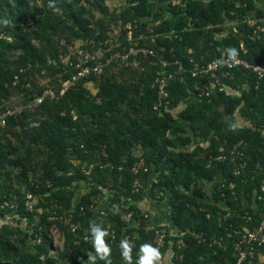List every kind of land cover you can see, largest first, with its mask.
Returning <instances> with one entry per match:
<instances>
[{
	"label": "trees",
	"instance_id": "trees-1",
	"mask_svg": "<svg viewBox=\"0 0 264 264\" xmlns=\"http://www.w3.org/2000/svg\"><path fill=\"white\" fill-rule=\"evenodd\" d=\"M45 2L48 5L57 2L61 8L67 7L68 16L55 13L54 8L45 11L40 7H31L27 0H0V32L7 31L10 22L18 34L14 43L0 39V74L3 78L0 93L4 97L28 83L35 65L40 69H53L55 65L56 72L64 73L59 52L60 49L65 52V47L58 41L52 47L42 48L37 54L31 47L33 31L21 28V23L29 18L40 16L38 22L45 34L58 30L62 23L72 19L74 25L85 33L86 42L94 38L103 42L107 39L102 22L93 26L89 21L91 16L85 18L91 5L88 0H81L83 4L79 3L80 0ZM126 3L120 17L125 26L131 24L133 37L140 36L147 23L154 25L152 30L144 32H147L146 41L141 42L139 47L147 45L150 49L154 48L156 56L149 58L156 65H150L143 71L136 70L141 73L136 83L118 82L115 75L106 70L99 79L93 77L99 89L92 98L86 96L87 88L83 81L58 99L46 100L36 107L43 114L49 113L48 119H30L28 110H22L15 116L19 118L17 125L20 130L29 131L32 137L38 136L46 147L53 150V165L45 164L46 167H56V170L50 169L45 174L50 186L41 189L38 184L27 185L28 193L33 195L41 196L47 192L44 200L52 203L55 209L43 214H39L37 209L29 212L24 204L28 193L23 194L12 186H0V206L14 192L17 198L11 201L14 215L26 219L28 226L34 228V240L37 235L42 239L31 247L33 251L30 254L22 253L20 248L8 243L7 227H1L0 254L5 257L11 255V261L2 263L0 258V264H86L89 254H94L88 231L91 220L102 224L110 233L107 242L112 248V264H125L119 244L125 236L132 241L135 230L124 218L126 212L121 198L133 202L145 199V191L134 192L133 183L139 178L143 184L152 177L155 179L149 182L147 197L161 202L164 196H169L167 221L180 231V237H166L160 249L165 253L172 243V264H261L259 257L264 253V246L253 259L238 263L234 256V242L239 238L236 231L244 226L253 228L259 222L257 210H264V202L257 199L264 178V134L258 130L264 124V80L256 87L257 77L243 67H236L231 70L235 79L224 78L223 82L240 92L239 96L218 91L207 99L196 101L190 98V94L195 84L203 83L205 79L185 72L183 79L173 80L169 86L171 109L182 102L190 103L177 118L171 112L160 115L153 110L156 98L153 83L162 69L160 61L168 63L167 69L171 71L178 67V63L191 68L193 63L206 64L220 58L222 51L230 47L237 49L238 58L250 64H264V38L252 40L249 36L253 27L245 23L247 18H254L264 24V12L256 7L255 0H185L181 4H174V0H126ZM101 4L98 0L97 5L102 7ZM226 23H229L228 27ZM151 38H154V43L150 42ZM4 45L21 51L13 69L9 68ZM122 45L129 49V43ZM124 47L121 46V49ZM48 61L52 62L49 66ZM15 76L19 79L17 87L13 86ZM67 77L63 74L61 78L64 80ZM140 84L143 86L141 92ZM40 94L41 90H38L35 96L29 98L32 101ZM95 98H100V103L95 102ZM221 106L222 112L219 111ZM236 112L244 116L251 126L230 131L229 124L236 121ZM15 117H11L9 123L15 121ZM4 132L13 139L21 138L19 131L11 126L6 127ZM193 137L209 143L210 152L205 158L198 155L199 151H206L201 147L192 152L177 151V148L189 145ZM4 138L7 143H0V172L9 166L20 169L17 176L27 182L29 173L34 170L32 162L26 155H14L17 148L10 139ZM240 140L247 143V167L242 175H234V165L227 161L214 162L207 167L209 155L219 154L221 148L228 152ZM135 145L146 149L143 163L147 171L140 170L137 174L133 172L139 160L132 152ZM95 162L92 177L88 180L79 167ZM71 170L74 173L69 175ZM77 175L89 185L90 190L72 203L73 194L68 187ZM204 183L211 185L210 192H205ZM231 183L235 184L233 189L230 188ZM104 188L115 191L110 197L115 205L101 213L93 199L102 196ZM160 194L163 195L157 199ZM9 206L4 207L2 212L9 211ZM132 207L139 213L135 205ZM62 208L69 212L73 227L65 226L59 220L57 212ZM246 212L253 219L250 223L244 218ZM35 215L39 218L37 223ZM53 217L55 219L50 220ZM133 218L140 221L144 217L133 215ZM54 224L63 231L65 239L64 249L57 258L49 256L48 235ZM154 236V230L145 233L140 229L138 237L132 241L133 264L138 259L142 244L156 247ZM95 264H104V261L97 258Z\"/></svg>",
	"mask_w": 264,
	"mask_h": 264
},
{
	"label": "rangeland",
	"instance_id": "rangeland-1",
	"mask_svg": "<svg viewBox=\"0 0 264 264\" xmlns=\"http://www.w3.org/2000/svg\"><path fill=\"white\" fill-rule=\"evenodd\" d=\"M29 2V5L31 7H40L44 9L45 11H48L50 9L54 8L55 13H58L59 15L63 14L64 16H68L67 13V7L61 8L59 6V3L54 2L52 5L53 7H50L45 0H27ZM73 0H66L67 3L72 2ZM83 1V0H82ZM98 0H88L89 3H91L89 12L87 15H85V18L90 17L89 19L90 24L93 26H98L101 25L99 23H103L105 31H107V39L110 40V43L113 42L115 44V40H118L120 43L127 42L129 43L128 47L136 49V47L140 46L141 42L146 41V33L145 31H150L152 30V27L154 26L153 23H147L145 29L141 30V35L138 37H133L132 39H129L128 37V31L126 30L125 24H123V19L120 17L124 13V8L126 7V0H101V6L97 5ZM185 0H174V4H181ZM87 2V3H88ZM80 4L84 2H79ZM256 7H261L264 5V0H255ZM89 4H87V7ZM40 16H36V18H29L25 22L21 23V28H23L24 31H33L32 35L30 36L31 39V47L33 50L37 53L40 54L42 51V48L44 47H52L60 39L63 37H66L70 44L73 43H78V44H86V46L91 49V51H97L99 52L100 49L102 48L103 50L107 49L104 47H109L105 46L103 43V40H98L96 38L92 40H88V42L85 41V33L80 30L78 25H74L73 20H67L65 23H62L60 25V28L56 31L50 30L48 31L47 34L43 33V27L42 25L38 22ZM230 21L229 19H227ZM227 27L229 26V23ZM8 29L5 32H0V39L5 40L9 43H14L16 38L18 37L17 35V30H14V25L12 23H8ZM35 31V32H34ZM34 34V35H33ZM134 34V31L132 32V35ZM118 36V37H117ZM84 39V40H83ZM151 43H153L152 38L150 39ZM75 43V44H76ZM74 44V45H75ZM147 44V42H145ZM85 45V44H84ZM122 47H124L122 45ZM144 49H149L150 47L142 46ZM5 48V54L8 58V63H9V68L13 69L16 63V58L18 55H20L21 51L20 50H14L10 49L7 46L4 45ZM126 48V47H125ZM121 49V47H120ZM154 49V48H153ZM63 50L60 49L59 54L63 55ZM50 60V59H48ZM130 64L128 67L129 69H124L121 64V62H118L116 66H111L109 69L110 74L115 75V78L117 79L118 82L122 81H129L132 83H136L140 79V74L136 70L143 71V69H147L150 65L154 66L156 65V62L146 56V54L142 53L139 56H134L130 60ZM40 64V63H37ZM52 64L50 61H48V66ZM40 66L35 65L34 69H31V72L29 74V81L26 85L21 86L20 89H13L6 97L0 93V109L4 111H9L13 115L9 117H15L21 113L22 110H28V113L31 114L30 119H38V120H45L48 119L50 116L49 113H41L40 109H36V105H34V101L30 100V96L34 95L37 93L38 90H42L43 88L49 86L52 89H58L60 81H61V74L56 72L55 65L53 69H50L49 67H43L40 69ZM135 69V70H131ZM144 70V71H145ZM1 73V72H0ZM0 81H3V78L1 77L0 74ZM19 79L13 81V86L18 85ZM140 92L143 89L142 84H140ZM99 89V85L97 84H90L87 87V93L86 96H90V98L94 97L97 94V91ZM31 91V92H30ZM234 91V90H233ZM26 92H30L29 94H26ZM235 92V91H234ZM240 93H231L229 95L232 96H239ZM100 98H95V102L100 103ZM189 101L182 102L179 104V106L175 109H172L171 113L172 116L177 118L180 114L181 111H183L187 106H188ZM36 109V110H35ZM219 111H223V107L221 106L219 108ZM72 113L75 115V111H72ZM16 118V117H15ZM235 118L236 121H239L241 127H245L246 125H250L248 120L244 117L241 116L240 113L236 112L235 113ZM6 127L15 128L16 130L19 131L21 134V138L19 140L13 139L9 134H5V129L0 133V143L6 144L7 141L5 140L4 137H7L12 141V144L17 148V152L14 153L16 154H21V155H26L30 161L32 162L34 170L29 173L27 182H23V178L18 177L17 175L20 173V169H14L12 167H8L6 170H2L0 172V186L5 187V186H12L13 189H18L21 190L23 194L28 193L29 191V186L27 185L28 183L32 184H38L41 189H46V186H50V182H47L48 179L45 178V174L48 172V170L53 169L56 170V167L54 166H48L46 167L45 164H51L53 165L54 163V158L52 157L53 155V150L46 147L41 138L38 136L32 137L31 133L29 131L25 130H20V127L17 125L19 122V118L17 117L15 121H10ZM228 123H229V119ZM15 124V125H14ZM197 147H201L202 149L206 150L204 152L199 151L198 155L201 157L205 158L208 153L210 152L209 149V143L207 141H203L199 138H192V141L189 145L187 146H182L177 148V151H185V152H192L195 150ZM146 149L141 147L140 145H135L132 149L134 157H136L138 162L136 165H138L140 162L144 161L143 155L145 153ZM56 157V155H55ZM69 158V156H68ZM58 173V172H57ZM79 176V177H78ZM155 178L152 177L149 182H152ZM49 181V180H48ZM87 182V181H86ZM143 181L142 189L145 191L146 195L148 196L149 194V186L150 183ZM203 188L205 192H210L211 190V185L208 183L203 184ZM89 185L85 183L83 179H80V175L76 176L75 181L68 187V191L72 192L73 197H72V203L74 201L80 199L82 196H84L86 193L89 192ZM104 194L98 195L94 197L93 201L95 202L96 205H98L97 210L98 212L105 213L106 210L114 206L115 203L110 200V197L112 196V193L115 191H108L107 188L103 189ZM48 195L47 192L45 194H41V196H37L36 199L32 202L33 207L37 209L39 214L43 213H49L52 212L54 205L50 202H47L44 200V197ZM163 194L158 195L160 198ZM146 196L145 199L133 202L130 200H126L124 197L121 198V203L123 204V207L125 208V220L128 222L129 226L132 227L135 230V239L138 237V233L140 232V229L144 231L145 233L148 231H153L155 232L154 236V243L157 241L156 237V231L164 230L166 231V237H180V231H178L177 228L171 226L170 223H168L166 217L168 215V208H169V196H164L163 201L158 202L156 200H152L151 198H148ZM7 200L4 202L3 205L0 206V229L1 227L5 226L6 228V233L8 234V243L13 246H17L20 248L22 253H28L30 254L33 249L31 247L35 244L38 243L36 239L32 237L33 234V229L32 226H28V221L25 219H20L14 215V207L11 206V201H15L17 198L14 195V192L9 195V197L6 198ZM43 203V205H42ZM11 207H10V206ZM45 205V206H44ZM135 205L140 211L134 210L132 207ZM10 207L9 211L2 212L5 210V208ZM5 207V208H4ZM4 209V210H3ZM57 215H59V220L63 221V225L65 226H73V223H71L72 219L69 216V212H67L65 209H61L60 212H57ZM133 215L137 216H143V220H136L133 218ZM54 220L55 218H50V220ZM37 223V222H36ZM61 225V224H60ZM25 234L27 236L25 237ZM179 235V236H178ZM132 239L134 242L135 239ZM42 241V239H41ZM64 234L63 231L59 229V226L57 224H54L51 229L49 230V235H48V242H49V256L53 258H57L59 252L63 251L64 249ZM40 243V242H39ZM151 243V241H149ZM140 250V249H139ZM163 259H164V264H172V256H173V251H172V243L169 244L168 250L163 253ZM140 254V251H139ZM0 258L3 259L2 263H6L7 261H11V255L5 257L1 256ZM259 262L261 264H264V254L263 256L259 257ZM57 264H66L63 262H59Z\"/></svg>",
	"mask_w": 264,
	"mask_h": 264
},
{
	"label": "built area",
	"instance_id": "built-area-1",
	"mask_svg": "<svg viewBox=\"0 0 264 264\" xmlns=\"http://www.w3.org/2000/svg\"><path fill=\"white\" fill-rule=\"evenodd\" d=\"M263 21L257 20L254 18H247L245 23L253 27L250 38L252 40L264 38V24ZM128 29V37L132 39V30L131 24L126 25ZM118 37V36H117ZM154 43V38L152 39ZM69 41L65 38L60 39L61 46L65 47V52L63 55H60V60L64 65V73L68 77L60 81L58 89H52L47 86L41 90V94L34 98V105L39 106L46 100H56L62 95H64L70 89L78 87L83 81L84 86L87 88L88 85L94 84L93 77L98 79L105 73L106 70H109L111 66H116L118 62H121L120 65L128 67L131 63L130 60L135 56H139L142 53L146 56L155 57V51L153 49H144L143 47H136V49L129 48L120 49L122 43L118 40H115V44L110 43V40H106L104 45L109 47L103 50L100 49L99 52L91 51L84 42V44L68 43ZM75 44V45H74ZM225 60L226 62L223 65L218 66L215 61ZM239 63L232 64L227 61L226 50L222 51L220 58H217L206 64L193 63L191 68H185L183 64L178 63V67L171 71L168 70V63L160 61L162 64V69L157 73V77L154 80L153 88L156 91V98L153 103V110L158 112L160 115L164 113L171 112V97L169 86L171 81L177 79H183V73H190L193 77H200L205 79L203 83H196L194 86V91L190 94V98L196 101H202L211 97V95L216 94L218 91H225L227 94H231L233 90L230 86L226 85L223 82L224 78H229L231 80L235 79V76L231 72L232 69L236 67H243L246 70L251 71L256 77V87L260 85V82L264 80V64H250L247 60L243 58H238ZM51 63V61H50ZM15 76V80H17ZM13 114L9 111H4L0 109V133L6 128L8 119ZM264 134V124L258 128ZM246 149L247 143L244 140L238 141L236 144L229 149L228 152L224 148H221L219 154L209 155L207 161V167H211L214 162H230L234 165L233 174L240 176L243 174L244 170L247 167L246 162ZM76 164H78L76 162ZM97 163H84L80 165L79 169L81 173L90 180L92 177V169ZM140 170L147 171V168L144 166L143 162H140L138 165H135L133 172L135 174L139 173ZM74 172L71 170L69 175H72ZM142 187L141 180L136 178L133 183V191L137 192ZM235 187L234 183L230 184V188ZM36 195L32 193L26 194L25 198V209L29 212L35 211L32 202L36 199ZM40 197V196H39ZM257 199L261 202H264V178L261 180L259 193ZM246 206H249L247 204ZM259 214V222L254 225L253 228L243 227L242 230L236 231L239 238L234 242V256L237 258L238 263H242L247 259H253L257 251L264 246V210H257ZM229 213L227 214V216ZM19 218V216H18ZM244 218L246 222H252V217L249 216V213L246 212ZM36 222L39 221L37 215H35ZM26 220V219H25ZM73 227V226H72ZM78 228V226H74ZM230 237L231 234H228ZM156 247L159 250L164 246L166 239V231L160 230L156 231ZM36 241H41V236H36ZM132 242V241H131Z\"/></svg>",
	"mask_w": 264,
	"mask_h": 264
},
{
	"label": "clouds",
	"instance_id": "clouds-1",
	"mask_svg": "<svg viewBox=\"0 0 264 264\" xmlns=\"http://www.w3.org/2000/svg\"><path fill=\"white\" fill-rule=\"evenodd\" d=\"M50 7H53V5L50 4ZM226 54L228 62H231L232 64L239 63V52L236 48L230 47L226 49ZM225 62L226 61L223 59L215 61L218 66L223 65ZM240 127L241 125L239 121H234L229 124L230 131H237ZM88 231L94 254H89L86 264H95L97 258L104 261V264H112V248L107 242V238L110 236L109 231L95 220L89 221ZM119 248L125 264H133V244L127 236L121 239ZM135 264H164L163 254L160 252L158 247H154L153 245L147 243L142 244L140 246V254L138 255V259L135 261Z\"/></svg>",
	"mask_w": 264,
	"mask_h": 264
},
{
	"label": "crops",
	"instance_id": "crops-1",
	"mask_svg": "<svg viewBox=\"0 0 264 264\" xmlns=\"http://www.w3.org/2000/svg\"><path fill=\"white\" fill-rule=\"evenodd\" d=\"M257 8H258V9H261V10L264 12V5L261 6V7L259 6V7H257ZM232 93L235 94V93H240V92H237V91L234 92V91H233ZM249 126H251V124H250V125L248 124V125H246L245 127H249ZM167 211H168V210H167ZM166 219H167V217H166ZM263 254H264V253H263ZM263 254L260 255V256H263Z\"/></svg>",
	"mask_w": 264,
	"mask_h": 264
}]
</instances>
